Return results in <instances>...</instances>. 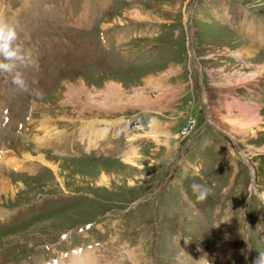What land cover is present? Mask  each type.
<instances>
[{
  "label": "rangeland",
  "instance_id": "374dc122",
  "mask_svg": "<svg viewBox=\"0 0 264 264\" xmlns=\"http://www.w3.org/2000/svg\"><path fill=\"white\" fill-rule=\"evenodd\" d=\"M0 16L35 52L25 73L44 93L0 74V264H201L187 250L209 244L213 264H254L264 38L243 24L264 29V0H0ZM193 183L211 187L199 204ZM98 216L89 250L70 245Z\"/></svg>",
  "mask_w": 264,
  "mask_h": 264
},
{
  "label": "clouds",
  "instance_id": "9594fccd",
  "mask_svg": "<svg viewBox=\"0 0 264 264\" xmlns=\"http://www.w3.org/2000/svg\"><path fill=\"white\" fill-rule=\"evenodd\" d=\"M38 58L35 52L24 46L21 41L17 26L0 16V74L11 76V83L20 91L32 95L37 100L44 98V93L39 88H32L25 70H38ZM196 200L203 202L209 190L202 184L191 185ZM254 264H264V253H260Z\"/></svg>",
  "mask_w": 264,
  "mask_h": 264
},
{
  "label": "bare ground",
  "instance_id": "6f19581e",
  "mask_svg": "<svg viewBox=\"0 0 264 264\" xmlns=\"http://www.w3.org/2000/svg\"><path fill=\"white\" fill-rule=\"evenodd\" d=\"M204 96V95H203ZM130 162V161H129ZM85 256V255H83ZM76 261L75 264H83V258L80 257V253H75L73 256H72V259H71V262H74Z\"/></svg>",
  "mask_w": 264,
  "mask_h": 264
},
{
  "label": "water",
  "instance_id": "95a60500",
  "mask_svg": "<svg viewBox=\"0 0 264 264\" xmlns=\"http://www.w3.org/2000/svg\"><path fill=\"white\" fill-rule=\"evenodd\" d=\"M189 33H190V31H189ZM189 41H190V51H191L190 53H191V55H192V44H191L192 39H190Z\"/></svg>",
  "mask_w": 264,
  "mask_h": 264
},
{
  "label": "built area",
  "instance_id": "2783aa9c",
  "mask_svg": "<svg viewBox=\"0 0 264 264\" xmlns=\"http://www.w3.org/2000/svg\"><path fill=\"white\" fill-rule=\"evenodd\" d=\"M192 124H193V123H192ZM191 126H192V125H191ZM191 126L189 127V129L191 128ZM189 129H188V130H189ZM188 130H187V132H188ZM187 132H185V133H187Z\"/></svg>",
  "mask_w": 264,
  "mask_h": 264
},
{
  "label": "crops",
  "instance_id": "0c3cea01",
  "mask_svg": "<svg viewBox=\"0 0 264 264\" xmlns=\"http://www.w3.org/2000/svg\"><path fill=\"white\" fill-rule=\"evenodd\" d=\"M193 144V143H192Z\"/></svg>",
  "mask_w": 264,
  "mask_h": 264
}]
</instances>
